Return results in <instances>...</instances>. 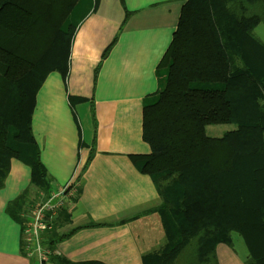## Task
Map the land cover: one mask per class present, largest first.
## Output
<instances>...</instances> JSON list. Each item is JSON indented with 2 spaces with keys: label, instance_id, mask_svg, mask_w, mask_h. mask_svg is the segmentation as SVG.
Wrapping results in <instances>:
<instances>
[{
  "label": "trees",
  "instance_id": "1",
  "mask_svg": "<svg viewBox=\"0 0 264 264\" xmlns=\"http://www.w3.org/2000/svg\"><path fill=\"white\" fill-rule=\"evenodd\" d=\"M91 5L0 0V189L15 159L30 169L38 196L51 192L31 138V102L49 73L67 77L71 41ZM261 23L264 0H186L180 9L157 88L142 105L150 152L129 156L160 201L136 218L156 215L165 241L142 264H218L216 247L231 246L233 233L247 250L244 264H264V43L253 32ZM209 125L232 129L209 137ZM26 194L7 205L17 222ZM68 222L61 210L43 234L52 264H71L54 254L80 229L59 233Z\"/></svg>",
  "mask_w": 264,
  "mask_h": 264
},
{
  "label": "crops",
  "instance_id": "2",
  "mask_svg": "<svg viewBox=\"0 0 264 264\" xmlns=\"http://www.w3.org/2000/svg\"><path fill=\"white\" fill-rule=\"evenodd\" d=\"M185 1L118 0L111 10L104 0H92L94 9L71 41L67 77L49 73L32 99L30 133L50 191L76 187L63 208L69 222L59 233L80 229L54 249L68 263L142 264L164 245L156 215L136 218L160 201L129 156L150 152L141 138L142 105L157 88V67ZM101 7L105 11H97ZM253 32L264 43L260 24ZM29 184L30 169L11 159L0 189V264H38L24 254L21 239V216L38 196ZM24 193L31 202L17 222L7 205ZM231 240V246L217 245L218 264H244L242 239L233 233Z\"/></svg>",
  "mask_w": 264,
  "mask_h": 264
},
{
  "label": "built area",
  "instance_id": "3",
  "mask_svg": "<svg viewBox=\"0 0 264 264\" xmlns=\"http://www.w3.org/2000/svg\"><path fill=\"white\" fill-rule=\"evenodd\" d=\"M76 193V187L67 183L53 189L48 197L39 194L37 201L22 214L21 239L24 254L35 256L38 264H49V252L42 247L43 234L55 223L58 213Z\"/></svg>",
  "mask_w": 264,
  "mask_h": 264
},
{
  "label": "rangeland",
  "instance_id": "4",
  "mask_svg": "<svg viewBox=\"0 0 264 264\" xmlns=\"http://www.w3.org/2000/svg\"><path fill=\"white\" fill-rule=\"evenodd\" d=\"M104 2L106 3L107 6L111 7V10H115L118 9L119 7V3L118 0H104ZM96 3H99L98 0H96ZM96 7H98V5H96ZM106 8H99L97 11H105ZM109 13V12H108ZM112 13L110 12V15ZM260 26H262L264 28V25L261 23ZM232 129V126L230 125H209L206 126L205 128V132L206 135L209 137H220L223 133L229 131ZM185 264V263H184Z\"/></svg>",
  "mask_w": 264,
  "mask_h": 264
}]
</instances>
